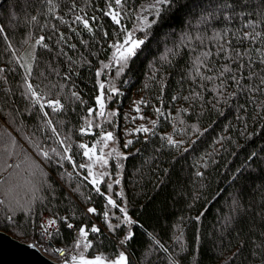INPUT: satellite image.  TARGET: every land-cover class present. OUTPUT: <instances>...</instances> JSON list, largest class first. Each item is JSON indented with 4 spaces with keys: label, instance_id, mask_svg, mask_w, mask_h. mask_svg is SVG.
Listing matches in <instances>:
<instances>
[{
    "label": "trees",
    "instance_id": "trees-1",
    "mask_svg": "<svg viewBox=\"0 0 264 264\" xmlns=\"http://www.w3.org/2000/svg\"><path fill=\"white\" fill-rule=\"evenodd\" d=\"M152 2L124 0L117 8L112 0H54V11L49 12L47 0H0V26L5 28L0 34V68L5 71L0 77L6 78L0 79V201H4L0 230L31 242L37 238L40 217L48 214L57 222L51 241L66 251L73 247L79 228L85 227L91 242L88 257L100 254L113 259L124 251L129 264H169L170 256L180 264H264V85L260 83L264 64L259 62L264 15L260 9H248L255 15L242 17L241 5H236L232 19L226 20L225 12L217 10L221 0H177L188 7L175 15V8L165 12L148 30V42L117 76V65L104 67L111 45L122 41L121 25L136 30L140 15L155 18L151 12L141 13ZM73 3L76 7L70 11ZM109 3L121 12V25L104 15ZM75 15L95 17L89 19L93 31L73 23ZM248 19L261 22L256 30L262 35L256 41L243 39L252 31L244 27ZM136 31L142 38L144 33ZM41 36L45 39L37 45ZM32 43L29 80L40 85L37 91L46 92V99L60 98L65 105L67 111L61 114L45 111L61 137L71 136L75 164L84 160L78 147L82 141L90 144L102 133L113 134L121 154L117 163L112 162L110 176L119 183L109 190L105 179L98 185L103 195L82 178L84 170H74L67 161L60 168L38 155L37 145L63 149L54 137L49 139L52 132L44 126L39 106L33 107L21 95L25 91L21 55ZM237 52L242 55L237 57ZM224 66L231 71L221 76ZM66 75L71 79L65 80ZM208 76L215 78L203 79ZM103 80L109 85L103 90L109 111L104 119L97 115L96 104ZM112 87L119 94L111 95ZM73 90L83 103L71 98ZM89 108L93 116L88 115ZM151 121H156L155 127ZM141 125L150 131L136 132ZM82 127L90 134H81ZM169 135L182 143L169 145ZM129 140L132 144L125 147ZM108 196L117 207L107 204ZM89 207L96 213H88ZM120 207L136 223H122ZM201 213L198 222L195 217ZM67 223L74 227L69 229ZM93 225L99 233L90 231ZM109 225L115 230L110 231ZM128 231L134 236L121 245Z\"/></svg>",
    "mask_w": 264,
    "mask_h": 264
},
{
    "label": "snow or ice",
    "instance_id": "snow-or-ice-1",
    "mask_svg": "<svg viewBox=\"0 0 264 264\" xmlns=\"http://www.w3.org/2000/svg\"><path fill=\"white\" fill-rule=\"evenodd\" d=\"M112 3H114L117 8H122L123 4H124V0H112ZM112 3H109L108 6V11L104 13V15L106 16H110L112 21L117 24V25H121V12L117 11L116 9H114L112 7ZM47 4L50 5L48 11L49 12H53L54 8H55V4H54V0H47ZM236 5H241V7L238 9L239 14L243 17V16H253L255 15L254 12H250L247 11L248 9H260V14L264 15V0H259L258 3H246L245 0H221L220 2V7L217 10H221L225 12L224 18L226 20H231L232 19V15L230 13H235L237 11V8L234 7ZM76 5L75 3H73L72 7L69 9L70 11H73L75 9ZM188 4H183V5H178L177 4V0H153V2L147 7V8H142L141 9V13L143 12H151L155 18L152 20H149L147 18V16L144 15H140L138 17L139 20V27L138 31L143 32L144 35L142 38H137L134 35V31L132 32H128L126 29H123V26L121 25V30L126 32V36L124 38V40L122 42H116L113 45H111V47H114L116 49V51L113 53V60L115 61V64L118 66L117 67V71H116V75L119 76L122 73L125 72V70L128 68L129 66V62L137 55L138 50L141 49V47L143 45H145L148 40L150 39L149 36V32L148 30L151 29L153 27V25L157 24L159 22V19L162 18V15L165 12H169L171 11L173 8H175V11L172 13L173 15H175L176 12L181 11L184 8H187ZM127 13H125L126 15ZM33 20H35V16L32 17ZM89 19H91L92 21H95V17H91V18H86L85 16H81V15H75V19L73 21V23H82L84 28L88 30V32H92L93 28L90 26L89 23ZM2 21H0V25H2ZM261 22L259 20H254V19H248L245 24L244 27L245 28H251L252 31L251 32H247L244 33L243 35V39H247V40H251V41H256L258 39L261 38L262 33L260 31H257L256 29L258 27H260ZM5 32V28L3 26H0V34H3ZM108 34L105 33V36H107ZM61 39H64L63 34L61 33L60 36ZM45 38L43 36H41L39 39L36 40V44L37 45H42V42ZM83 43V41H82ZM46 47V45H43ZM9 49L12 48V45L9 44L8 45ZM72 47H75V45H72ZM13 55L15 56V53H13ZM204 57H207L209 55H211V53H204L203 54ZM237 57H240L242 54L237 52L236 53ZM259 55L261 57L260 59V63L264 64V51L259 52ZM35 58V57H33ZM166 59V57H165ZM199 59V58H198ZM17 63H19V61H17ZM24 68L25 71V76H24V84L22 85V87L25 89V91L23 93H21V95L26 99L29 100L31 102V104L33 105V107L35 106H39V111L40 114L42 115L43 119H44V126L47 128L51 129L52 132V137H49V139H52L53 137L54 139V143L59 145L60 149H63V151H59L56 147H52L50 150H44V149H40L39 146L37 145V152L38 155H40L43 160L47 163H54L56 164L58 167L63 168L64 167V161H67L68 163H70L73 167V169L75 170L77 167H79L80 169H86L88 171V176L83 177V179L88 180V177L92 176L93 178L91 180H89V183L92 184L93 188L95 189V191L97 193H100L101 195H103V193H101L100 188L98 187V185L101 183V180L99 179L98 176H93L92 173V165L91 164H80V165H76L75 161L73 160L72 155H70L71 150H72V142H71V136L70 135H65L63 137H61V134L57 131L56 127L53 126V120L50 118L49 112L45 111V108H49L51 109V112L54 114H61L67 111V109L65 108V105L62 103L60 98H56V99H46L47 93L46 92H42V91H37L38 88H40V85H33L29 78L32 76V65L25 63L21 65ZM205 67L207 65H204ZM105 68L108 67V65H104ZM5 71L4 68H0V73H3ZM231 69L228 66H224L222 72L220 73L221 76H223V74L225 72H230ZM41 75H43V73H41ZM97 77H99L101 75V73L98 71L96 73ZM215 77L212 76H208V77H203V79H208V80H212ZM0 79H5L4 77H0ZM65 80H70L71 77L70 76H65L64 77ZM233 79L235 80V83L237 85L240 84L239 80H236L235 77H233ZM261 85H264V78H261L260 81ZM61 89H63L64 85H60ZM221 88L223 87V81L221 82ZM99 88H100V94L96 97V104L99 105L100 111L99 113H97L100 116L104 115V107H105V94H104V88L105 85L104 83H100L99 84ZM256 90H261V89H256ZM111 95H117L119 94V89L112 87L110 89ZM232 96L235 95V93L231 94ZM71 98L75 99L76 101H80L81 103H83V100L80 96V94L76 91H71ZM111 97H107V99H110ZM173 99H176L175 97H173ZM187 99V98H185ZM138 103H143V101H140ZM135 111L139 112L140 109L139 107L135 108ZM156 112L160 113V115H163V113L161 112L160 108H156ZM88 115L89 116H93L94 115V110L92 108L88 109ZM112 116L116 115V112H112L111 113ZM143 118V117H141ZM135 119V118H134ZM60 123H63V121H60ZM153 127H155L156 121H151ZM91 121H88V128H91ZM81 134H90L88 132V129L86 128H80L79 129ZM136 132H142V133H148L150 131V129L148 127H145L143 125H141L138 129H135ZM113 134L111 132H107L104 133L101 137V141L105 143V145L107 144L108 141L113 140ZM167 142L169 145L172 146H178L179 143L181 142H177L175 140H173L172 136L169 135L167 137ZM130 144H132V141L129 140L126 142V144L124 145L125 147H128ZM78 147L80 149H83V155L85 157H88V159L90 161L93 160V158H95L96 160L100 161L102 164L106 165L107 161L103 158V155L97 156L96 153V148L95 145H93L91 148H89V146L87 144L81 143L78 145ZM101 153L103 152V150H100ZM108 155H111V153H108ZM119 155V154H117ZM255 153H253L250 157L249 160H253L255 157ZM204 167H207V165L205 164ZM79 174V173H78ZM71 173H68V176L71 177ZM105 175L104 173H100L99 176H103ZM196 175L198 177H202L203 176V172H197ZM115 183H119V180H116ZM108 188L109 190H111L112 188V184H108ZM35 198V197H34ZM39 199H43V198H39ZM107 199V204L111 205L112 207H117L115 201L113 199H111L110 196L106 197ZM235 202V201H234ZM4 203V201H0V204ZM119 211L121 213H123V220L122 223L124 224H128V225H132L134 223H136L135 221H133L127 214L126 208L124 207H120ZM87 212L90 214H95L96 213V209L89 207L87 209ZM105 219L107 220V216L108 213L105 212L104 213ZM203 216V213H201L200 215L195 217L196 221H200L201 217ZM14 217L9 216L8 219L12 220ZM65 219V221L67 220V218H62ZM56 224V220L55 219H47L44 223H42L40 226L43 229V231L48 234L51 235V233L48 232V229L51 228L52 226H54ZM67 227L69 229L73 228V224L71 223H67ZM115 227H120V225H116ZM109 230L110 231H114V227L112 225H109ZM90 231L92 233H99L100 229L97 228L95 225H93L90 229ZM88 231H86L84 226H81L78 230V236L80 238L86 239L88 237ZM151 235V234H149ZM134 236V233L132 231H128L125 235L124 238L120 241L121 245L126 244L127 241L131 240ZM83 239H77L75 242V248L76 249H80L83 248V251H81L79 253V255H71L70 259L65 260L64 264H129V259L128 256L126 255V253L124 251H121L119 253V255L114 259V260H108L105 257H103L102 255H97L94 258H86L83 254V252L87 251L90 247H91V242L88 243H83ZM177 242L180 243L182 241V234L181 236H178L176 238ZM197 240H199V236H197ZM153 241L154 243H156L157 245H159L161 248H164V246L162 244H160V242L158 240H155V238L153 237ZM181 250H183V245L181 244ZM56 251L60 254V255H64V250L63 249H56ZM164 251L167 252L168 249L164 248ZM264 259V258H262ZM169 264H180V260L173 258V257H169Z\"/></svg>",
    "mask_w": 264,
    "mask_h": 264
},
{
    "label": "rangeland",
    "instance_id": "rangeland-1",
    "mask_svg": "<svg viewBox=\"0 0 264 264\" xmlns=\"http://www.w3.org/2000/svg\"><path fill=\"white\" fill-rule=\"evenodd\" d=\"M134 30H135V28H132V29H129V30H127V31H128V32H132V31H134ZM134 35H135V37L139 38V37H138V34H137V31L134 32ZM125 36H126V32H125V34H124V37H123L122 41L124 40ZM122 41H120V42H122ZM33 48H34V44L32 43V44H30V45H29V46L23 51V53H22V55H21V57H22V59H21V63H22V64H25V63L31 64L32 54H33ZM115 51H116V49L113 47V50H112V53H111V57H110L109 61L107 62V65H108L107 68H109V67H111V66H113V65H114V66L116 65V64H115V61L113 60V53H114ZM101 83H104V85L107 86V88H109V87H108L109 85L107 84V82L105 83L104 80H103ZM106 84H107V85H106ZM105 103H106V100H105ZM99 111H100V108H99V105H97V113H99ZM103 111H104V115H103V116H100V115H99V118H103V119H104V118H108V117H109V111L106 110L105 107H104ZM97 115H98V114H97ZM88 129H91V128H88ZM103 134H104V133H102L101 135H99V137H96V138L92 141V143H90V144L86 143V141H82L81 143L87 144V145L89 146V148H91L93 145H95L97 156L103 155V158L107 161V164L104 165V164H102L100 161L96 160L95 158H93V160L90 161V160L88 159V157H85V156L83 155V151H84V150L81 149V150H82V156H83V158H84L82 164H91V165H92V173H93V176H98L99 179L101 180V183L104 182V180L106 179L105 183L108 185V184H113V183H115V181L117 180V179L112 178V177L110 176V167H111V165H112V162H115V163L118 162V159H119L121 153H120V151L117 149L116 144H115V142H114L113 140L108 141L106 145H105L104 142L101 141V137H102ZM81 143H80V144H81ZM101 149L103 150L102 153H101V151H100ZM108 153H111V155H108ZM117 154H119V155H117ZM81 170H84V173H85V174H81L82 178L85 177V176H88V171H87L86 169H81ZM81 173H82V172H81ZM100 173H104L105 175H103V176H99ZM108 175H109V176H108ZM106 176L108 177V180H107V177H106ZM92 178H93L92 176L88 177V181L91 180ZM111 199H113V198L111 197ZM113 200H114V199H113ZM109 206L112 207L111 205H109ZM40 218H41V217H40ZM77 239H83V238H80V237L78 236V234H77V237H76V239H75V242H76ZM75 242L73 243V247H72L71 249H68V250H67V251H68V255H69V257H70L71 255H79V253H80L81 251H83V248H80V249H76V248H75V246H74V245H75ZM27 243H30V242H27ZM83 243H88V241H87L86 239H83ZM83 254H84V256H85L86 258H89V259L95 257V256H94V257H88V256H87V251L83 252ZM98 255H100V254H98ZM96 256H97V255H96ZM102 256H103V255H102ZM103 257H105V256H103ZM105 258L108 259V260H114V259H115V258H113V259H109V258H107V257H105Z\"/></svg>",
    "mask_w": 264,
    "mask_h": 264
},
{
    "label": "water",
    "instance_id": "water-1",
    "mask_svg": "<svg viewBox=\"0 0 264 264\" xmlns=\"http://www.w3.org/2000/svg\"><path fill=\"white\" fill-rule=\"evenodd\" d=\"M0 264H57L33 244L21 242L0 230Z\"/></svg>",
    "mask_w": 264,
    "mask_h": 264
},
{
    "label": "built area",
    "instance_id": "built-area-1",
    "mask_svg": "<svg viewBox=\"0 0 264 264\" xmlns=\"http://www.w3.org/2000/svg\"><path fill=\"white\" fill-rule=\"evenodd\" d=\"M47 219H55L52 216L48 214H44L41 216L38 222V228H37V238L32 240L31 243L45 256L52 259L57 264H64L65 260L70 259L67 251L62 247L55 245L51 241V235L52 233L57 229V222L54 226L48 229V232L51 233V235L46 234L43 229L41 228V224L44 223ZM56 220V219H55ZM78 234V232H76ZM56 249H63L64 255H60Z\"/></svg>",
    "mask_w": 264,
    "mask_h": 264
},
{
    "label": "bare ground",
    "instance_id": "bare-ground-1",
    "mask_svg": "<svg viewBox=\"0 0 264 264\" xmlns=\"http://www.w3.org/2000/svg\"><path fill=\"white\" fill-rule=\"evenodd\" d=\"M31 243V242H30ZM32 244V243H31Z\"/></svg>",
    "mask_w": 264,
    "mask_h": 264
}]
</instances>
